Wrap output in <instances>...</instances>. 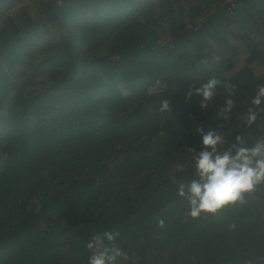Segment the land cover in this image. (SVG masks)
<instances>
[{
    "label": "trees",
    "instance_id": "1",
    "mask_svg": "<svg viewBox=\"0 0 264 264\" xmlns=\"http://www.w3.org/2000/svg\"><path fill=\"white\" fill-rule=\"evenodd\" d=\"M18 2L0 0V264H87L105 230L120 264H264V184L199 218L177 194L200 129L264 139V111L242 119L264 84V0ZM211 77L201 108L186 93Z\"/></svg>",
    "mask_w": 264,
    "mask_h": 264
},
{
    "label": "clouds",
    "instance_id": "2",
    "mask_svg": "<svg viewBox=\"0 0 264 264\" xmlns=\"http://www.w3.org/2000/svg\"><path fill=\"white\" fill-rule=\"evenodd\" d=\"M221 81L216 77L209 78L199 86L193 84L186 93L187 98L193 95L201 97V108H207L217 96ZM264 84L258 85L251 99V107L243 114L246 126L257 121L264 108ZM236 101L231 93L223 100L217 111V117L228 121ZM169 108L168 101L162 104V110ZM201 132V148H190L194 153L190 161L195 178L178 185L177 194L188 203L187 215L199 218L202 214L213 216L228 206L247 203L246 194L264 184V139H258L252 146H246L242 137L237 136L235 143L225 147L226 140L222 132L215 129ZM177 170L184 172L185 165H178ZM163 227L164 221L161 220ZM235 228V225H230ZM118 231L105 230L94 234L88 244L90 255L87 264H120L127 261L128 255L115 243Z\"/></svg>",
    "mask_w": 264,
    "mask_h": 264
},
{
    "label": "rangeland",
    "instance_id": "3",
    "mask_svg": "<svg viewBox=\"0 0 264 264\" xmlns=\"http://www.w3.org/2000/svg\"><path fill=\"white\" fill-rule=\"evenodd\" d=\"M36 4V0H20V2H18V4L15 5L14 8H20L24 5L29 6L30 10L33 11L34 6ZM242 59V60H241ZM240 59V61L237 63L238 66L242 65L243 62V57ZM264 69V67H262Z\"/></svg>",
    "mask_w": 264,
    "mask_h": 264
}]
</instances>
